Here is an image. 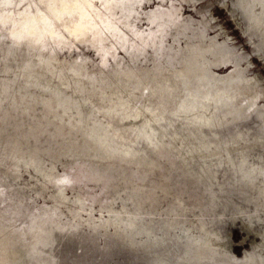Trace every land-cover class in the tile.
Instances as JSON below:
<instances>
[{
  "label": "rangeland",
  "instance_id": "obj_1",
  "mask_svg": "<svg viewBox=\"0 0 264 264\" xmlns=\"http://www.w3.org/2000/svg\"><path fill=\"white\" fill-rule=\"evenodd\" d=\"M3 1L17 20L49 14L46 0ZM136 8L145 31L151 10L174 11L165 43L200 68L174 60L176 79L215 97L178 95L120 47L102 66L90 47L48 38L50 55L0 24V264H264V0Z\"/></svg>",
  "mask_w": 264,
  "mask_h": 264
},
{
  "label": "bare ground",
  "instance_id": "obj_2",
  "mask_svg": "<svg viewBox=\"0 0 264 264\" xmlns=\"http://www.w3.org/2000/svg\"><path fill=\"white\" fill-rule=\"evenodd\" d=\"M12 1L13 0H4L3 2L5 4H10L13 3ZM144 1L146 0H46V8L49 14L38 9V15H36L29 7H27L23 12L18 14L19 20H17L14 16V12L6 9L0 13V24L2 26L11 24L9 37L13 41L18 40L20 42L25 41L29 44L33 43L38 46L41 52H46L48 50L46 46L48 38L56 47L69 52L73 51V49L79 48L77 44L90 47L98 54L102 66L107 63L109 57L113 59L117 58V49L120 47L124 50L123 52H126L131 63H134V59L135 61L141 60L140 64L144 63V65H146L145 63L150 62L152 65L150 68H152L153 73H149L148 71L143 73L151 75L152 78L157 77L160 81L162 80L163 83L170 82L171 85L174 86V90L176 89L174 92L178 95H181V92L185 90L190 91L193 94L199 93V96L202 98L212 99L213 96L215 97V94L211 93L213 96L207 94L210 93V91L208 87L209 85L205 83L206 79H202V81L199 80L198 82L192 80L190 81L189 87L186 85L184 80L185 77L182 78L180 76L176 79V77H178L177 74L179 75V72L176 71L177 67L171 68L174 60L180 64V67L183 66V68L181 67V70L190 77L192 75L194 76L200 68H195L192 63L193 61H191L192 66L188 65L189 62L186 59L187 55L185 50L182 49L183 51L181 52L179 50L177 51L172 45L167 46L165 43L171 29L180 27L177 23L178 18L174 11L166 8L160 10L154 8L149 14H147V19L151 24L150 28L145 31L139 29L135 25L133 16L134 14H138L136 6H141ZM54 20L63 27V30ZM69 20H71V23ZM127 30L130 32V35ZM177 38L178 37L175 36L172 37L171 40L174 42ZM148 47L152 49L153 52L152 58L150 57V59L146 52ZM191 48H195L197 51L202 49L199 47V44L195 45V43H192ZM205 49L210 50V48ZM48 51L50 52V55H55L51 50ZM180 53L184 54L182 60L184 63H181L182 61L180 62V59L179 61L177 60L176 56ZM197 57L201 58L203 57V54L198 52ZM116 63L117 65H122L119 61ZM119 68L121 69V66H119ZM125 69L126 71H123V75L131 74V69L129 67H125ZM173 70L174 72H172ZM201 70V72L204 73L206 71V69L203 68ZM166 71H168L169 75L165 77L164 73ZM131 77L132 76H130V78ZM133 77L136 76L134 75ZM194 83L199 84V88L197 87L198 89H195ZM222 87L223 86L221 85V88ZM226 88L227 87H225V89ZM243 89L246 91H243ZM237 91L242 92L243 94L252 93L250 87H241ZM231 94L233 93L231 92ZM251 95L249 97L246 95H244V97L240 96L237 100L239 103L244 102V100L252 102L257 97ZM216 98L217 101L222 100L219 96H216ZM174 99L175 98H173V100ZM160 101L162 102V100ZM156 104L158 103H155L153 106H156ZM237 104L238 103H233V105ZM253 107L254 106L251 105L247 111L253 112ZM177 108L174 105V101H172L171 103L166 102L165 112L163 111V106L161 109L165 116H174V109ZM262 132L264 133V129H262Z\"/></svg>",
  "mask_w": 264,
  "mask_h": 264
}]
</instances>
